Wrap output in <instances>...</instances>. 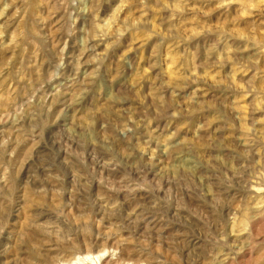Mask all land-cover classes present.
Returning <instances> with one entry per match:
<instances>
[{
	"label": "rangeland",
	"instance_id": "rangeland-1",
	"mask_svg": "<svg viewBox=\"0 0 264 264\" xmlns=\"http://www.w3.org/2000/svg\"><path fill=\"white\" fill-rule=\"evenodd\" d=\"M0 264H264V0H0Z\"/></svg>",
	"mask_w": 264,
	"mask_h": 264
}]
</instances>
